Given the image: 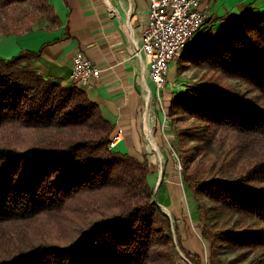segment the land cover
I'll list each match as a JSON object with an SVG mask.
<instances>
[{"label": "trees", "instance_id": "trees-1", "mask_svg": "<svg viewBox=\"0 0 264 264\" xmlns=\"http://www.w3.org/2000/svg\"><path fill=\"white\" fill-rule=\"evenodd\" d=\"M59 24L48 0H0L2 36ZM192 50L201 76L167 111L206 264H264V15ZM38 55H0V264H176L148 160L111 149L99 106L39 74Z\"/></svg>", "mask_w": 264, "mask_h": 264}, {"label": "crops", "instance_id": "crops-1", "mask_svg": "<svg viewBox=\"0 0 264 264\" xmlns=\"http://www.w3.org/2000/svg\"><path fill=\"white\" fill-rule=\"evenodd\" d=\"M198 1L207 18L205 30L171 63L160 95L149 78L146 57L138 52L143 29L148 23V0H48L59 17V26L22 35H0V55L11 58L23 50L39 52L34 60L36 71L69 86L73 57L82 53L101 69L98 78L90 79L81 88L99 106L114 130L123 133L116 151L148 160L145 153L153 150V161L160 168L150 169L149 183L155 176L157 180L163 176L177 178V172L171 167H162L169 164L166 158L172 162L177 159L170 143V120L166 119L171 99L186 88L183 72L177 70V64L191 65V58L196 54L192 49L198 41L221 36L228 24L247 11L256 16L264 15V0ZM159 104L165 110V119L158 110ZM164 143L169 147L166 158L160 150ZM172 200L165 213L175 221L177 249L202 259L207 244L201 236L202 226L197 214L192 212L191 205L190 211L188 204H181L178 198Z\"/></svg>", "mask_w": 264, "mask_h": 264}, {"label": "built area", "instance_id": "built-area-1", "mask_svg": "<svg viewBox=\"0 0 264 264\" xmlns=\"http://www.w3.org/2000/svg\"><path fill=\"white\" fill-rule=\"evenodd\" d=\"M148 3V23L138 52L146 57L149 78L160 95L171 63L205 30L207 18L198 0H148ZM72 63V83L79 87L100 76L101 69L82 53H76ZM166 119L170 120L168 115ZM122 140L121 130H115L110 148L115 149Z\"/></svg>", "mask_w": 264, "mask_h": 264}, {"label": "rangeland", "instance_id": "rangeland-1", "mask_svg": "<svg viewBox=\"0 0 264 264\" xmlns=\"http://www.w3.org/2000/svg\"><path fill=\"white\" fill-rule=\"evenodd\" d=\"M180 66H181L180 64H177V70L179 72H180V70H182L183 76H184L183 81L185 82V86H187L190 83H193L194 81H196L201 76L200 74L202 73V70L198 67L193 66V64L187 65V66L183 65L181 67ZM158 110L161 111L162 117L164 118V116H165L164 111L165 110L163 109V106L161 104L158 105ZM169 123H170V121H169ZM169 129H170V127H169ZM164 133L166 134V132H164ZM147 134H149V133H147ZM166 137H168V136L166 135ZM172 138H173V134L171 133V139ZM168 149H169V147L166 146V143H164V146L160 147V150L164 151L165 158H166V150L168 151ZM146 152L150 153V154L145 153L146 155L149 156L148 160H150V162H149L150 163V169L158 170L160 168V166L155 164L153 161L155 158L154 151L149 150ZM173 158H176V157L173 155ZM175 160H177V159H175ZM175 160H173V162L167 161V158H166V162H169V164H167V165L163 164L162 167H167V166H168V168L171 167L172 170L177 172V174H178L177 178H172V177L170 178V176H163L164 178H162L161 180H157V178H156L157 176H155L154 179H150L152 181H150L149 184L154 191V199L158 203V205L161 207V209L164 211V213L165 212L167 213V209H168L167 206H168L170 200H172V199L175 200V198H178L179 200H181L180 201L181 204H183V203L188 204V208L190 211H191V208H190V205H191L192 209H193L192 212H195V214H197V216H198V219L200 220L199 212H198V205L195 202L191 192L189 191L188 187L186 186V184L184 183V181L182 179L181 165L179 164V161L178 160L175 161ZM179 167H180V169H179ZM166 202H167V205H166ZM171 221L173 223L174 229L176 230L175 221L172 219H171ZM201 230H202V228H201ZM176 241H177V243L179 242L177 239V236H176ZM207 250H208V245H207L206 251L204 252V254L202 256L200 264L208 263V261L206 259ZM174 257H175L176 264H196V262L194 260H192L187 255H185L183 252H181L179 250V248L176 250Z\"/></svg>", "mask_w": 264, "mask_h": 264}, {"label": "bare ground", "instance_id": "bare-ground-1", "mask_svg": "<svg viewBox=\"0 0 264 264\" xmlns=\"http://www.w3.org/2000/svg\"><path fill=\"white\" fill-rule=\"evenodd\" d=\"M149 132V131H148ZM149 135V134H148Z\"/></svg>", "mask_w": 264, "mask_h": 264}, {"label": "clouds", "instance_id": "clouds-1", "mask_svg": "<svg viewBox=\"0 0 264 264\" xmlns=\"http://www.w3.org/2000/svg\"><path fill=\"white\" fill-rule=\"evenodd\" d=\"M179 165V164H178Z\"/></svg>", "mask_w": 264, "mask_h": 264}]
</instances>
